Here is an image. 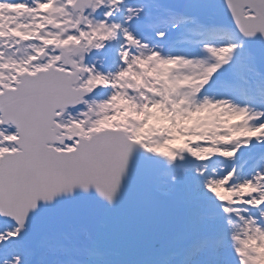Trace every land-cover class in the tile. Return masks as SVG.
<instances>
[{"label":"snow or ice","instance_id":"6c2138e0","mask_svg":"<svg viewBox=\"0 0 264 264\" xmlns=\"http://www.w3.org/2000/svg\"><path fill=\"white\" fill-rule=\"evenodd\" d=\"M0 264H264V0H0Z\"/></svg>","mask_w":264,"mask_h":264}]
</instances>
